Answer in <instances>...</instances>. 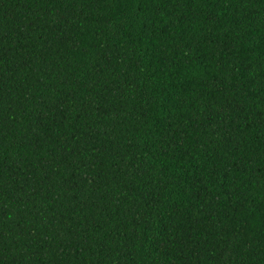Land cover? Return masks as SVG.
<instances>
[{
	"label": "trees",
	"instance_id": "16d2710c",
	"mask_svg": "<svg viewBox=\"0 0 264 264\" xmlns=\"http://www.w3.org/2000/svg\"><path fill=\"white\" fill-rule=\"evenodd\" d=\"M0 264H264V0H0Z\"/></svg>",
	"mask_w": 264,
	"mask_h": 264
}]
</instances>
